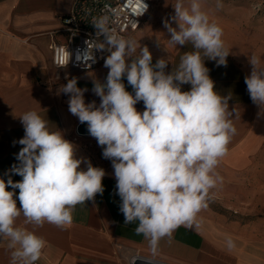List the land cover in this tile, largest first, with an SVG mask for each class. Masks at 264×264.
Returning <instances> with one entry per match:
<instances>
[{"label": "clouds", "instance_id": "1", "mask_svg": "<svg viewBox=\"0 0 264 264\" xmlns=\"http://www.w3.org/2000/svg\"><path fill=\"white\" fill-rule=\"evenodd\" d=\"M136 2L139 12L133 15L139 17L149 5L145 0ZM171 6V21L177 27L163 21L169 43L191 44L193 50L185 52L170 72L167 58L153 63L147 46L116 34L109 27V15L103 14L92 22L96 35L102 37L94 49L108 53L105 82L93 80L99 105L85 102L88 89L78 87L75 77L66 78L58 89L69 96V112L87 125L103 157L112 163L124 224L137 223L136 234L148 241L153 253L179 227H201L200 213L223 184L217 168L237 133L235 108L229 109L231 97L215 90L205 66V60L226 66L230 52L222 39L223 29L202 10L200 0H175ZM222 6L217 3V8ZM87 51L83 60L95 63L94 52ZM248 61L252 68L244 80L247 92L264 110V67H259L255 55ZM125 78L133 92L126 90ZM184 85H190L189 90H182ZM140 102L142 112L136 108ZM19 120L24 136L13 141L22 146L15 155L18 163L5 173L7 180L0 177V239L9 242L11 264H36L47 241L35 229L45 223L62 230L70 227L76 206L103 194L106 172L85 157L77 158V146L61 130L50 129L49 121L37 111L29 110ZM12 175L22 179L14 182ZM20 217L32 230L17 225ZM225 245L228 251L236 247L231 238Z\"/></svg>", "mask_w": 264, "mask_h": 264}, {"label": "crops", "instance_id": "2", "mask_svg": "<svg viewBox=\"0 0 264 264\" xmlns=\"http://www.w3.org/2000/svg\"><path fill=\"white\" fill-rule=\"evenodd\" d=\"M71 3L72 0H0V177L7 180L5 173L18 163L15 155L22 146L13 141L24 136L19 117L29 110L37 111L48 120L50 129L61 130L65 139L77 146V158L85 157L106 172L102 180L103 194H97L94 201L77 205L70 227L62 230L45 223L35 229L36 234L47 241L36 264H124L121 249L169 264H264V235H255L252 230L256 228L248 226L222 225L211 215L200 214L203 223L199 229L179 227L170 240L160 241L155 253L148 241L136 234L137 223L124 224L111 161L102 154L99 156L102 148L95 138L76 133L79 120L68 110L69 96L58 93L67 79L75 77L78 87L88 89L84 94L85 102L96 101L99 105V97L92 92L93 80L105 82L109 71L104 67V60L85 72L70 68L61 72L55 70L49 45L53 39L65 41L64 35L53 33L61 27ZM161 9L130 37L141 47L149 48L153 63L167 58L171 63L166 71L170 72L179 64L180 57L193 49L191 44L175 46L169 43L164 20L158 16ZM173 25L177 27L174 21ZM224 42L230 52L226 66H217L211 60H205V66L215 90L222 96H230L229 109L235 108L233 123L237 133L220 164L240 168L264 146V110L250 99L244 82L248 74L228 42ZM123 82L126 90L133 92L126 78ZM189 88L190 85H184L182 90ZM136 108L142 112L143 102ZM81 168L86 169V165L82 164ZM12 179L15 182L22 177L12 175ZM15 191L18 195L19 190ZM17 206H20L18 200ZM17 225L32 230L31 225L24 224L23 217L18 219ZM228 238L236 244L231 251L225 245ZM11 258L7 238L0 239V264H11Z\"/></svg>", "mask_w": 264, "mask_h": 264}, {"label": "rangeland", "instance_id": "3", "mask_svg": "<svg viewBox=\"0 0 264 264\" xmlns=\"http://www.w3.org/2000/svg\"><path fill=\"white\" fill-rule=\"evenodd\" d=\"M218 2L223 6L217 8ZM174 3L175 0H159L145 20L163 8L158 16L161 15L162 21L168 19L175 27L171 21L174 15L171 5ZM200 3L210 20L223 29L222 38L228 42L247 74L251 73L252 66L248 58L252 55L260 59L259 67H264V0H200ZM100 151L99 156L102 154V150ZM217 171L223 177V184L214 190V200L200 214L211 215L225 226L241 225L256 228L252 230L255 235L263 236L264 146L249 157L240 168L220 164ZM137 255L142 256L128 249L120 250L124 264H130L129 259Z\"/></svg>", "mask_w": 264, "mask_h": 264}, {"label": "built area", "instance_id": "4", "mask_svg": "<svg viewBox=\"0 0 264 264\" xmlns=\"http://www.w3.org/2000/svg\"><path fill=\"white\" fill-rule=\"evenodd\" d=\"M157 2L159 0H145V3L149 5L148 11L137 17L133 15L139 12L136 0H72L68 14L62 18L61 27L53 33L64 35L65 41L53 39L49 45L55 70L61 72L70 68L80 72L89 71L108 55L107 52L94 49L96 43L102 40L101 36L96 35L92 26L94 18L103 14L109 15L110 29L118 35L130 37L141 28L143 21ZM87 49L88 55L94 52L95 63L83 60V54ZM78 55L81 57L80 60H77Z\"/></svg>", "mask_w": 264, "mask_h": 264}, {"label": "water", "instance_id": "5", "mask_svg": "<svg viewBox=\"0 0 264 264\" xmlns=\"http://www.w3.org/2000/svg\"><path fill=\"white\" fill-rule=\"evenodd\" d=\"M76 133L80 136H90L88 134V131H87V125L86 124H81L80 122L78 123L77 125V128H76ZM137 258V260L132 263L130 262V264H169V263H165V262H162V261H158V260H154V259H151V258H146V257H143V256H134Z\"/></svg>", "mask_w": 264, "mask_h": 264}, {"label": "bare ground", "instance_id": "6", "mask_svg": "<svg viewBox=\"0 0 264 264\" xmlns=\"http://www.w3.org/2000/svg\"><path fill=\"white\" fill-rule=\"evenodd\" d=\"M137 260V258L135 257L131 262L134 263Z\"/></svg>", "mask_w": 264, "mask_h": 264}]
</instances>
